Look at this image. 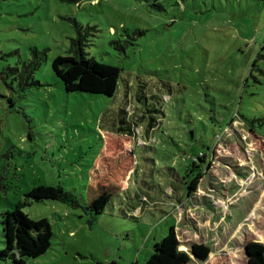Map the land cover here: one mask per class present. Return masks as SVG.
Masks as SVG:
<instances>
[{"label":"rangeland","instance_id":"1","mask_svg":"<svg viewBox=\"0 0 264 264\" xmlns=\"http://www.w3.org/2000/svg\"><path fill=\"white\" fill-rule=\"evenodd\" d=\"M160 3L0 0V215L40 184L78 201L27 199L52 237L25 264H143L171 225L187 264H249L264 244V0ZM68 17L98 29L86 52L120 68L113 96L66 92L54 74L76 35ZM32 49L44 53L27 76ZM141 87L160 111L150 141L143 120L133 137L118 128L119 108L140 117ZM217 134L215 158L188 173Z\"/></svg>","mask_w":264,"mask_h":264},{"label":"trees","instance_id":"2","mask_svg":"<svg viewBox=\"0 0 264 264\" xmlns=\"http://www.w3.org/2000/svg\"><path fill=\"white\" fill-rule=\"evenodd\" d=\"M140 1H144L159 9L163 7L160 0ZM67 19L72 23L76 35L70 38L66 53L53 58L51 67L54 74L62 82L66 92L81 91L113 96L118 89L120 68L100 62L93 57H88L86 52V48L92 40L91 37L95 35L98 29L95 26L83 25L72 17ZM31 52L33 53V58L25 64L24 69L27 76H30L32 71L39 66L41 54L44 53L36 49H32ZM32 83H36V81H32ZM125 84L127 85V82ZM141 88L136 91L135 99L143 104L141 105L142 107L140 106V120H143L145 124L142 133L150 141L152 140L154 129L158 126V121L153 113L160 111L157 108H149L148 104L144 103L145 100L143 98L146 93L143 91V87ZM121 112L123 114L120 119L119 129L129 131V136L133 137L131 133H136L135 130L138 127V123L130 114L126 113V108H122ZM234 116H239L238 112H233L230 120H236ZM219 141L217 139L216 143L209 147L208 155L200 152L192 157V165L188 168V173L192 174L195 171L194 176H197L203 172L204 168L208 166L210 159L215 158ZM202 162L205 163V167L201 165ZM224 164L228 163L224 162ZM189 195L186 196L187 200ZM27 199L36 201L50 199L69 202L72 205L78 204L74 194L60 185L40 184L29 189L24 194V199L18 201L13 209H7L2 212L0 222L3 228L5 247L0 251V254L12 258L16 264H25L26 258L40 256L51 245L52 230L48 220L46 218L31 219L22 210L23 205L27 203ZM179 204L185 206L183 200ZM178 208L179 205H177ZM153 248V253L143 264H187L191 261L190 254L187 250H184L185 247L182 246L174 225H171L167 233L154 243ZM249 249L251 251L249 255L252 257L249 264H264V244L254 242ZM202 253L206 256L207 252L203 251Z\"/></svg>","mask_w":264,"mask_h":264},{"label":"crops","instance_id":"3","mask_svg":"<svg viewBox=\"0 0 264 264\" xmlns=\"http://www.w3.org/2000/svg\"><path fill=\"white\" fill-rule=\"evenodd\" d=\"M125 87H126V89H127L128 97H130V96H131V95H130L131 93H129V91H128L129 88H130V87H129V84H127V85L125 84ZM127 93H126V94H127ZM129 95H130V96H129ZM132 95H133V94H132ZM133 96H134V95H133ZM139 107H140V106H139ZM119 109H120V115H119V117H118V121H119V124H118V125L120 126V119H121V116H122L123 113L121 112V109H122V108H119ZM137 109H140V108H137ZM134 115H135V116H134ZM134 115L131 116L134 120L140 119V117L138 118L137 114H134ZM114 121H115V120H114ZM114 121H113V122H114ZM118 121H117V122H118ZM119 126H118V128H119ZM184 193H185V192H184ZM184 193H183V195H184ZM186 194H187V193H186ZM205 201L209 203L208 200H205ZM197 204H199V203H197ZM209 204H210V203H209ZM188 206H189V205H188ZM176 231H177V230H176Z\"/></svg>","mask_w":264,"mask_h":264},{"label":"built area","instance_id":"4","mask_svg":"<svg viewBox=\"0 0 264 264\" xmlns=\"http://www.w3.org/2000/svg\"><path fill=\"white\" fill-rule=\"evenodd\" d=\"M236 123H239V120H238V119L232 121V124H233V125H235ZM231 130H232V129H231ZM225 131H226V130H225ZM216 137H217V139H220V135H219V134H217Z\"/></svg>","mask_w":264,"mask_h":264}]
</instances>
